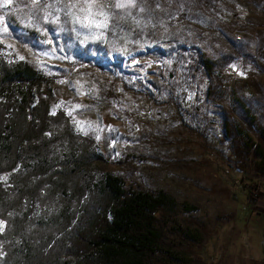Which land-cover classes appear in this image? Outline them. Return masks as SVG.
<instances>
[{
  "label": "rangeland",
  "instance_id": "1",
  "mask_svg": "<svg viewBox=\"0 0 264 264\" xmlns=\"http://www.w3.org/2000/svg\"><path fill=\"white\" fill-rule=\"evenodd\" d=\"M115 2L84 20L76 0H13L0 58L46 75L34 94L49 96L53 134L100 154L92 174L171 200L178 262L189 243L202 264H264V0L231 18L199 14L198 0ZM101 10L104 28L91 23Z\"/></svg>",
  "mask_w": 264,
  "mask_h": 264
},
{
  "label": "trees",
  "instance_id": "2",
  "mask_svg": "<svg viewBox=\"0 0 264 264\" xmlns=\"http://www.w3.org/2000/svg\"><path fill=\"white\" fill-rule=\"evenodd\" d=\"M244 3L252 0H198L197 12L231 18ZM115 26L129 29L123 19ZM202 65L209 72L213 61ZM45 76L25 60L0 58V264H182L171 200L92 174L100 154L53 134L49 96L34 94ZM183 251L190 264L204 262L189 243Z\"/></svg>",
  "mask_w": 264,
  "mask_h": 264
},
{
  "label": "snow or ice",
  "instance_id": "3",
  "mask_svg": "<svg viewBox=\"0 0 264 264\" xmlns=\"http://www.w3.org/2000/svg\"><path fill=\"white\" fill-rule=\"evenodd\" d=\"M83 3L85 5H87V7H80V11L81 12H87L88 15H86L84 17V20H87L89 19V16L92 15V8L100 2V0H76V3H74L72 5V7H76L77 4H80V3ZM41 3V0H32V4L33 5H39ZM13 4V0H0V10H3V9H8L10 8V6ZM136 4V0H126V2H115L113 4V7L115 8H118V9H123V8H126V7H134ZM67 7V6H66ZM100 7L101 9L103 8V4L101 3L100 4ZM141 11H143V9H141ZM99 15H102L104 16V20L101 21V22H96V21H92L91 23H94L96 27L98 28H104V27H107L108 24H107V21H108V15L106 12L104 11H99L98 13ZM78 22H80L82 24L83 27H90L91 24H85L83 22V20H81V18L79 16H77L75 18ZM4 23V19H3V14H0V24H3ZM4 33H7L9 31L8 29V26L7 25H4V27L2 29ZM50 42V41H49ZM46 54V53H45ZM21 60L24 59L23 56L20 57ZM53 114H55V112H53ZM69 115H71V113H69ZM83 130V129H82ZM97 139H99V137H97ZM3 179H7V177H4Z\"/></svg>",
  "mask_w": 264,
  "mask_h": 264
}]
</instances>
